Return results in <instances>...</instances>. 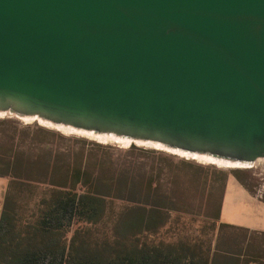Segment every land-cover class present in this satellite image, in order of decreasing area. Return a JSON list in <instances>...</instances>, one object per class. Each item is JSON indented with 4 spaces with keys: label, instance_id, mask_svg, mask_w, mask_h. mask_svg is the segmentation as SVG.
<instances>
[{
    "label": "water",
    "instance_id": "1",
    "mask_svg": "<svg viewBox=\"0 0 264 264\" xmlns=\"http://www.w3.org/2000/svg\"><path fill=\"white\" fill-rule=\"evenodd\" d=\"M0 112L255 162L264 0H0Z\"/></svg>",
    "mask_w": 264,
    "mask_h": 264
},
{
    "label": "trees",
    "instance_id": "2",
    "mask_svg": "<svg viewBox=\"0 0 264 264\" xmlns=\"http://www.w3.org/2000/svg\"><path fill=\"white\" fill-rule=\"evenodd\" d=\"M207 172L208 194L220 198V221L230 175ZM0 177L9 181L0 213V264H264L253 251L256 232L243 227L220 222L211 228L214 239H159L193 212L132 164L118 168L83 151L27 154L9 139L0 142ZM225 231L232 233L226 237Z\"/></svg>",
    "mask_w": 264,
    "mask_h": 264
},
{
    "label": "rangeland",
    "instance_id": "3",
    "mask_svg": "<svg viewBox=\"0 0 264 264\" xmlns=\"http://www.w3.org/2000/svg\"><path fill=\"white\" fill-rule=\"evenodd\" d=\"M9 139H13L14 144H20V148L26 150L27 154L40 155L51 151L55 155L62 153L75 155L83 151L84 155H91L93 159L111 160L118 168L135 165L139 167L144 178L149 175L155 176L154 186H159L161 193L170 191L174 195H179L183 207L193 212L192 215L181 216L177 222L174 221L165 228L159 234V239L164 241H178L185 237L214 239L217 236L214 237L211 228L217 227L220 223L216 219L220 209V198L218 195L208 194L206 186L211 182V174L207 172L209 168L224 171L230 176L236 174L248 186L251 195L257 197L264 205V162H257L249 167L223 168L168 149L134 143L125 146L116 142H101L87 136L65 133L37 121L26 122L18 116L6 114L0 116V142L7 145ZM7 187L6 182L0 179V193L3 191L6 193ZM248 214H252L253 217H248ZM221 222L241 227L254 225L264 231V210L255 215L252 208L232 197L223 209ZM231 233L225 231V236ZM70 236L71 234L68 235ZM251 237L253 251L264 257V233H252Z\"/></svg>",
    "mask_w": 264,
    "mask_h": 264
},
{
    "label": "bare ground",
    "instance_id": "4",
    "mask_svg": "<svg viewBox=\"0 0 264 264\" xmlns=\"http://www.w3.org/2000/svg\"><path fill=\"white\" fill-rule=\"evenodd\" d=\"M7 113H1L0 112V116H4ZM14 116H18V118L23 119L26 122H32V121H37L42 125H46L52 128H57L60 129L61 131L65 132V133H72V134H79V135H83V136H87L90 137L92 139H96L99 140L101 142H116L125 146L130 145V143H136L138 145H146L149 147H155V148H162L165 149L167 146L163 145V144H159V143H145L130 137H125V136H120L117 135L115 133H109V132H97V131H89V130H78V129H72L69 127H63L60 125H56L51 121L42 119V118H35V117H30V116H23V115H15L12 114ZM171 150H176V152H178L181 155L187 156L189 158H194L197 159L198 161L201 162H206V163H213L215 165H218L219 167H223V168H230V167H234V168H239V167H249L252 166L253 164L257 163V162H264V158L258 159L255 162H249V163H238L235 161H231V160H227L224 158H220V157H216L213 155H208V154H204V153H191V152H187V151H183V150H179V149H174V148H170Z\"/></svg>",
    "mask_w": 264,
    "mask_h": 264
},
{
    "label": "crops",
    "instance_id": "5",
    "mask_svg": "<svg viewBox=\"0 0 264 264\" xmlns=\"http://www.w3.org/2000/svg\"><path fill=\"white\" fill-rule=\"evenodd\" d=\"M0 179L6 182V184L8 185L9 181L7 178L0 177ZM4 197H5V192L3 191L2 193H0V213L3 208ZM232 197L237 198L238 202H242L246 204L247 206H249L250 208H252L253 213L255 215H258L260 211L264 210V205L261 203V201L257 197L251 195V192L248 188L242 185L241 182H239L235 176H229L226 189H225V193H224L222 207H221L220 222H221V216H222L223 209L225 205L227 204L229 198H232ZM247 216L253 217L252 214H248ZM238 227H241V226H238ZM243 228L249 229L254 232L264 233V231L260 227L254 226V225L253 226L252 225L243 226Z\"/></svg>",
    "mask_w": 264,
    "mask_h": 264
}]
</instances>
